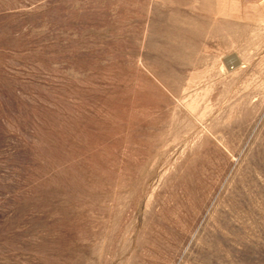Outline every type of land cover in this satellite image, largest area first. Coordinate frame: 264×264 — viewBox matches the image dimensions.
<instances>
[{
	"label": "rangeland",
	"instance_id": "rangeland-1",
	"mask_svg": "<svg viewBox=\"0 0 264 264\" xmlns=\"http://www.w3.org/2000/svg\"><path fill=\"white\" fill-rule=\"evenodd\" d=\"M0 264H264V0H0Z\"/></svg>",
	"mask_w": 264,
	"mask_h": 264
}]
</instances>
